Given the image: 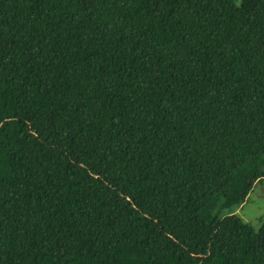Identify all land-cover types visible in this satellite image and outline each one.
Here are the masks:
<instances>
[{"label": "trees", "instance_id": "1", "mask_svg": "<svg viewBox=\"0 0 264 264\" xmlns=\"http://www.w3.org/2000/svg\"><path fill=\"white\" fill-rule=\"evenodd\" d=\"M263 180L264 0H0V264H264Z\"/></svg>", "mask_w": 264, "mask_h": 264}, {"label": "rangeland", "instance_id": "2", "mask_svg": "<svg viewBox=\"0 0 264 264\" xmlns=\"http://www.w3.org/2000/svg\"><path fill=\"white\" fill-rule=\"evenodd\" d=\"M240 4L241 0H233ZM234 214L249 223L255 231L264 223V180L254 186L245 203L240 207L225 211Z\"/></svg>", "mask_w": 264, "mask_h": 264}]
</instances>
